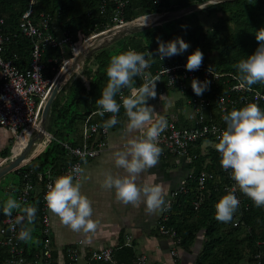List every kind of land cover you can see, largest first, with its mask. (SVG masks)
<instances>
[{"label": "built area", "instance_id": "built-area-1", "mask_svg": "<svg viewBox=\"0 0 264 264\" xmlns=\"http://www.w3.org/2000/svg\"><path fill=\"white\" fill-rule=\"evenodd\" d=\"M159 1L152 0L153 3ZM128 3V0L99 1L97 13L102 16L106 13L108 6H111V13L105 28L115 25L120 26L130 20L124 17ZM34 4L35 0H27L26 6L20 11L17 31L6 29L5 16L0 13V127L6 129L10 138L13 139L7 154L3 156L5 159L9 157L11 149L21 138L26 137L28 141L40 128L42 106L50 92L55 75L63 67V65H60L61 67L58 68L53 77L47 76L45 73L47 66L44 62L46 51L55 49L62 56L66 47L70 44L72 45L71 53L75 55L73 52L75 41H72V34L68 30H62L58 33L52 24L53 16L43 11L36 12ZM94 12L95 10L89 9L87 15L92 16ZM80 32L83 33L81 29L76 30L77 39L80 38ZM18 34H22L30 40L31 48L27 65L23 63L18 65L16 63V53L11 56H5L8 43ZM82 39L84 40V33ZM129 50L144 53L146 59L154 61L151 63L150 68L145 71L153 76L159 75L160 81H157V83L163 85V87L173 88L184 93L193 110L194 119L192 124L182 125L176 119L165 117L167 128L160 134L158 140V146L162 149L161 153L164 155L188 157L192 161L200 155V153L198 154L191 150L199 140L210 142L211 148L215 149V143L218 142L217 137L226 128V123L223 121L222 116L227 111L242 107L250 102L257 103L261 110L264 111V98L257 99V93H259L260 97H264V86L253 85L251 91L234 90V86L238 83L234 79L237 74L234 71L216 70L206 63H202V66L196 71H187L185 68L186 61L181 60L179 55L164 58L163 60L155 56L157 45L142 49L130 47ZM148 52L152 53L153 56H148ZM51 60L56 61L55 58H47V61ZM165 69L169 71L166 73ZM193 78L202 82H209L208 88L203 95L197 96L193 92L191 88V80ZM82 79L88 87L89 79L87 77ZM139 79L140 84L138 86L143 83V78L139 77ZM170 79L174 81L173 84ZM122 94L128 95L129 91L126 93L122 89ZM117 102L121 103L119 95H117ZM96 111L87 114L81 121L79 142L77 144L60 139L46 129L43 139L38 140L42 143V146L36 150V143L38 142L36 141L28 154L31 156L28 161L14 169L29 167L23 172L21 186L16 193L15 199L22 205H26L33 197L38 198L35 222L38 228V235L35 238L33 237V239L40 240V243L32 252H28L25 242L16 238L20 226L18 225L15 231L9 230L12 221L19 213L14 211L11 217L4 216L0 220V248H3L7 254L5 264H62L65 260L70 263L82 262V264H84V261L85 264H90L93 260L118 264L113 258V253L117 247L116 243L84 250L82 240H77L74 243L66 244L62 249L56 250L52 239L50 211L47 209L43 199L47 185L53 179L59 175L69 173L73 165L82 167L81 153L86 154V160L92 159L96 158L108 147V134L111 128L105 132L99 125L108 119L111 114L106 113L101 118L94 115ZM119 117L120 111L118 113ZM52 140H56L65 148L69 159L62 162V164L49 166L42 171L31 168L30 164L45 150L48 143ZM216 153L219 158V168L227 179V183L224 185L227 193L233 188L234 181L229 173L220 166V154L217 151ZM188 178H191L195 184L196 193L191 203L194 209H198L209 193V185L212 184L211 180L214 178V174L204 167L196 173L188 174L177 186L169 190L165 198L167 210L161 212L155 222L157 233L167 240L169 257L173 262L181 260V264L189 263L182 262V238L177 229L169 223V219L173 204L177 201L178 196L189 193ZM234 194L240 202L237 214V220H239L243 215V211L248 209L249 203L243 200L238 189ZM256 244L264 248V235L256 240ZM147 259V255L143 252L136 256V262L139 264L147 262ZM254 264H260V262L257 261Z\"/></svg>", "mask_w": 264, "mask_h": 264}, {"label": "trees", "instance_id": "trees-1", "mask_svg": "<svg viewBox=\"0 0 264 264\" xmlns=\"http://www.w3.org/2000/svg\"><path fill=\"white\" fill-rule=\"evenodd\" d=\"M99 1L100 0H35L34 9L36 12L43 11L50 13L53 16L52 24H57L61 31L68 30L71 34L74 33V35H76V30L81 29L85 34V32H93L98 28L103 29L107 23L109 14L111 13V6H108L106 13L102 16L97 13ZM128 1L129 3L126 7L124 17L125 19L131 20L141 14L162 13L155 11L171 9L172 7L187 6L191 3H202L206 0H175L174 3L171 2V0H160L157 3H153L152 0ZM26 4L27 0H0V13L5 16L7 30L17 31L20 11L26 6ZM89 9L95 10L92 16L87 15ZM137 9H140L143 13L133 16ZM217 9L228 12L225 20L233 21L236 25L235 31L230 37L233 45L237 44L236 49L233 50V55L242 54L246 57L248 54L254 52L255 48L258 46L255 39V32L264 28V0H216V2H207L205 6L207 13H212ZM194 14L195 10H192L186 14L163 22L160 25L154 26L149 30H145L144 33L146 34H144V38L146 42L143 43L136 38H131L129 41L125 42L121 48L115 51L114 54H111V52L106 49V45L101 47L93 57L97 62L95 70L86 74L89 78V87L86 88L84 82L79 77L77 78L78 80L76 81V86L74 88V97L66 106L61 107L54 99L55 97L53 98L54 100H52L50 105L47 119L48 124L46 121L47 131L60 139L70 141L72 144H77L79 142L80 123L87 114L97 110L95 100L99 98L100 93L107 83L108 77L106 75V69L113 55L126 52L130 47L142 49L157 45V37L162 41H169L179 36L190 45L186 52L179 55L181 60L186 61L190 48L193 47L194 43L199 39V37L196 36V30H200L201 26L198 25V28L189 30L187 27H182V25L185 26V21ZM170 25L175 26L176 29L168 32V27ZM218 29L220 28L216 27V30ZM201 35L204 36L203 33ZM87 36L85 37L84 35V40L90 37ZM82 37L83 35H81L79 39L80 42L83 41ZM228 40L229 39L223 40L224 45L221 48V53L224 57H228L229 55V49L227 47L229 46L227 45ZM30 48L29 38L22 34H18L8 43L5 56H11L13 53H16V63L18 65H21L22 63L27 65ZM49 57L55 58L56 61H47V58ZM44 62L47 66L45 72L46 75L53 77L59 68V52L55 49H48L44 55ZM203 63L208 64L216 70L236 72L233 64L230 63L221 66L219 63H214L207 58L203 59ZM134 80L135 86H138L140 84L139 77H135ZM254 86H264V83H258ZM124 90L126 93L129 91L126 88ZM79 105L84 106L83 111H78L75 108ZM239 108L240 107L236 109ZM122 109L123 107H121L120 112ZM54 119L55 122L59 120L63 126L61 125L62 128L53 132L49 129V124H51ZM118 120L120 121V117ZM200 141L202 140H199V142ZM199 142L197 144H199ZM8 150L9 148H5L1 156H5ZM195 152L199 154V150ZM200 157L201 156L199 155L191 162L199 160ZM68 159L65 148L56 140H52L48 143L45 150L30 164V167L34 170L42 171L49 166H57L60 163L62 164V162H65ZM211 160L212 161L209 165L205 164L197 170L199 171L204 167L214 174V178L211 180L212 184L209 185L210 191L198 209H194L191 203V200L195 196L196 188L192 179L188 178L189 193L187 195H179L171 210L169 223L173 225L180 234L183 251L191 253L196 239L201 240L202 237L201 244H198L199 247H197L198 252H196L193 262L190 264H241L242 261L246 262V264H254L257 261H259L260 264H264V248H261L256 244V240L262 238L264 235V208L255 207L252 201L241 192L243 200L249 203L248 209L243 211V215L239 220H237V209L232 220L229 222L232 223V229L221 230L223 222H219L215 219L214 206L218 199L226 194L224 185H226L227 179L219 168V158L213 148L211 149ZM28 168L29 167L19 168L13 171L18 175L17 182L12 186V189H15L16 192H18L21 186L23 172ZM26 205H32L37 208L38 198L33 197ZM4 216L3 206L0 205V220ZM35 222L36 216L33 225H31L33 228L32 237L34 238L38 235V228ZM26 223L27 222L25 221V224ZM242 229H244V235L241 239L239 231ZM154 233L158 234L156 228L154 229ZM39 243L40 240L35 239L27 243L25 242L28 252H32ZM115 243L117 247L113 253V258L116 263L139 264L136 262L137 253L135 243L131 242L130 244H125L121 233H119L118 240ZM237 243L244 244L245 249L239 251L236 248ZM257 253H259V255H257ZM6 256L7 254L4 249L0 248V264H5ZM90 264L113 263L93 260ZM143 264L158 263L148 260ZM174 264H181V260L175 261Z\"/></svg>", "mask_w": 264, "mask_h": 264}, {"label": "clouds", "instance_id": "clouds-1", "mask_svg": "<svg viewBox=\"0 0 264 264\" xmlns=\"http://www.w3.org/2000/svg\"><path fill=\"white\" fill-rule=\"evenodd\" d=\"M216 2V0H214ZM182 27H186L183 26ZM258 46L246 58L234 64L237 74L234 79L237 84L234 90L251 91L252 86L264 83V28L255 32ZM156 55L160 60L180 55L188 50L189 43L177 36L173 40H156ZM148 56H153L148 52ZM204 54L194 49L188 54L185 68L187 71L198 70L203 63ZM154 61L145 58V54L135 50H128L110 59L106 69L107 83L95 100L97 111L94 115L104 117L111 114L99 127L107 132L120 121L118 113L123 107L127 117L124 131L138 132L135 137L127 139L121 150L114 152V163L123 169L126 175L105 173L102 187L114 190L115 197L125 205H145L149 214L167 210L164 189L158 184L144 183L137 185L140 173L156 166L162 149L158 146L160 134L167 128V120L160 116L153 118L155 112L149 99H156L157 81L160 76H153L145 70ZM166 73L169 71L165 69ZM210 71V69H209ZM135 77H142L143 83L135 86ZM173 84L174 81L170 79ZM208 81L191 80V88L197 96L203 95L208 88ZM128 89L129 94L123 95L122 89ZM117 95L121 103L117 102ZM161 98V96H160ZM257 93V99H261ZM226 128L217 137L215 149L220 154V166L229 173L234 181L231 191L222 195L215 203V219L219 222H230L239 208V200L234 194L238 189L248 197L257 208H264V111L257 103H247L239 109L233 108L222 116ZM84 153L81 161L87 163ZM84 169L80 165H73L70 172L53 179L44 194L47 209L57 216L60 222L77 233L93 232L96 222L92 217L91 202L81 192L79 182ZM19 214L10 225L15 231L19 225L16 238L22 242L33 240L32 231L37 208L32 205H22L15 198L9 197L3 204V213L11 217L13 212ZM25 221L27 222L25 224Z\"/></svg>", "mask_w": 264, "mask_h": 264}, {"label": "crops", "instance_id": "crops-1", "mask_svg": "<svg viewBox=\"0 0 264 264\" xmlns=\"http://www.w3.org/2000/svg\"><path fill=\"white\" fill-rule=\"evenodd\" d=\"M54 26L58 33L61 32L57 24ZM84 77L87 76L84 75ZM85 87L88 88L89 86L85 85ZM156 91L158 93L157 98L148 100V103L155 110L154 119L163 116L176 119L182 125L193 123L194 114L184 93L173 88L163 87L159 83L156 85ZM126 123L127 117L124 114V109H122L120 123L111 128V131L109 130L108 147L96 158L87 159V163H82L84 172L79 178V182L81 187L84 185V195L91 202V218L97 225L95 230L87 234L74 232L64 226L59 218L50 212L55 249H62L66 244L74 243L77 240H82L84 250L95 249L117 242L118 235L121 233L125 244L135 243L137 254L143 252L149 260L158 264H174L167 253L166 238L154 233L155 222L161 212L149 214L143 203L138 206L125 205L116 199L114 190L102 187L105 173L126 175L123 169L115 166L114 152L121 150L127 139L139 134L135 131L126 133L124 131ZM9 138L10 135L6 129L0 127V162L11 157V151L7 159L1 156L3 150L9 147ZM40 145L41 142H38L36 150L41 147ZM211 149V144L207 141H200L199 144L193 146L191 150H199L201 156L199 160L194 162H191L188 157H176L161 153L156 166L140 173L136 183L138 186L144 183L158 184L164 189L166 198L169 190L177 186L188 174L196 173L201 166L210 164L212 161ZM198 244L199 242L195 248L198 247ZM191 255H186L183 251L182 262L190 264ZM62 264H82V262L70 263L65 260Z\"/></svg>", "mask_w": 264, "mask_h": 264}, {"label": "rangeland", "instance_id": "rangeland-1", "mask_svg": "<svg viewBox=\"0 0 264 264\" xmlns=\"http://www.w3.org/2000/svg\"><path fill=\"white\" fill-rule=\"evenodd\" d=\"M171 2L174 3L175 0H171ZM206 4H207V2H205V3L197 6L196 8H194L193 10H195V14L185 21V26L189 30H194V29L198 28V25L201 26L200 30H198V29L196 30V36H198L199 39H198V41H196L194 43L193 47L190 48L189 53H191L194 49L198 48L199 50H201L203 52L204 58H207L208 60H210L214 63H217V64L219 63V65H221V66H225V64H229V63L233 64V66H234V64L237 63L240 59L246 58L242 54L233 55V53H234L233 50L236 49L237 44L233 45V43L230 40V37H231L232 33L235 31L236 25L233 21L225 20V17L228 14V12L217 9L216 11H214L212 13H207V11L205 10ZM175 8H177V7H172L171 9H161V10L162 11L172 10ZM164 12H167V11H164ZM141 13H143V11H141L140 9H137L136 13H134L133 16H136V15L141 14ZM144 15H146V14H144ZM149 15H151V13ZM139 16H142V14ZM134 19L135 18H133V20ZM157 25H160V24H157ZM157 25H148L141 30H137V31H133V32L123 34L116 39H112L105 47L107 50H109L111 52V54H114L115 51H117L119 48H121L123 46V44L125 42L129 41L131 38H136V39H138L144 43V42H146V40L144 38V34H146V33H144L145 30H149V29H151ZM216 27H219L220 29L216 30ZM175 29H176L175 26L170 25L168 27V32L175 30ZM100 30H102V29L98 28V29L94 30L93 32L100 31ZM200 32H202L204 34V36L201 35L202 33H200ZM81 35H83V34L80 33V37H81ZM84 35L86 37L87 35L90 36V35H94V34H92V32H85ZM79 39H77V36L74 35V33L72 34V41H76ZM225 39H229L227 42V45L230 46V47L227 46L229 49L228 50V53H229L228 57H224L223 54L221 53V48L224 45L223 40H225ZM100 49L101 48H98V49L94 50L91 54H89L88 56L84 57L79 62V64L76 65L75 68L67 75V78L60 84V87H59V89L56 93V96L54 98L57 101L58 105H60L61 107H64L74 97V88L76 86V81L78 80L77 78L80 77L81 80L83 81L82 78L84 77V75L86 76L87 73H90V72L95 70L96 60L93 57ZM71 52H72V45L69 44L66 47V50L63 53V55L60 56V63L58 66L59 68L61 67L60 65H63V67H65L66 64L63 63V60L70 58V56L73 57ZM55 74H56V72H55ZM75 108L78 111L84 110L83 105H79L78 107L76 106ZM191 110H192V108H191ZM192 112H193V110H192ZM47 124H48V120H47ZM61 125H62V123L59 120L55 122V119H54L51 122V124H49V126H50L49 129H51V131L54 132V131H57L59 128H62L63 125L62 126ZM46 129H47V125H46ZM111 130L112 129H110V131ZM12 142H13V139L9 138V147L11 146ZM17 179H18V175L14 172H12V173L10 172L0 179V205L3 206L4 202L9 197H12V198L16 197L17 192L15 191V189H12V186L15 185V183L17 182ZM81 192H82V194H84V185L81 187ZM229 229L230 230L232 229V223H229V222L224 223L223 222L221 230H229ZM239 234L241 235L240 238L242 239L243 235H244V229L240 230ZM201 240H202V238H201ZM201 240L196 239L194 246L192 247L193 250L191 253L184 251V253H186V255L192 254L191 255L192 260H190L191 263L193 262L194 255L196 254V252H198V248H195L196 244H197V242H199V245H200ZM199 245H198V247H199ZM236 248L239 251H243L245 249V245L242 243H237ZM148 260L149 259H147V261ZM241 264H246V262L242 261Z\"/></svg>", "mask_w": 264, "mask_h": 264}, {"label": "water", "instance_id": "water-1", "mask_svg": "<svg viewBox=\"0 0 264 264\" xmlns=\"http://www.w3.org/2000/svg\"><path fill=\"white\" fill-rule=\"evenodd\" d=\"M210 1H213V0H206L202 3H191L187 6L177 7L175 9H172L171 12L163 14L160 17H156L155 19L150 20L148 22H139V23L134 24V25L118 26L115 28V30L108 32L106 35H102L100 42L90 44L87 48L78 52V54L73 55L72 62L67 64L61 70H59L54 77V81H53L52 87L50 89V92L47 96V99H46L44 105L42 106V109H41V118H40L39 130L33 136H31L29 138V140L26 142L25 146L23 147V150L20 152V154H18V156H15L9 160H5L4 162H0V179L2 177H4L6 174L13 172V170L20 164V162L29 154L31 148L36 143V141L43 139L44 132L46 131V121L48 119L50 105H51L52 100L55 97V95H56V93L60 87V84L67 78V75L75 68L76 65L79 64V62L84 57L91 54L94 50L107 45L112 39H116L123 34L133 32V31H137V30H141L148 25L162 24L163 22L171 20V19L178 17L180 15L186 14V13L192 11L197 6H199L205 2H210ZM105 29H107V28H105ZM105 29H102V30H105Z\"/></svg>", "mask_w": 264, "mask_h": 264}, {"label": "bare ground", "instance_id": "bare-ground-1", "mask_svg": "<svg viewBox=\"0 0 264 264\" xmlns=\"http://www.w3.org/2000/svg\"><path fill=\"white\" fill-rule=\"evenodd\" d=\"M172 10H168L167 12H163V13H152L151 15H145V16H142V17H137L135 18L134 20H128L127 22H125L124 24L122 25H134V24H137L139 22H148L150 20H153L155 19L156 17H160L162 16L163 14H166L168 12H171ZM121 26V25H120ZM118 27V26H110L109 28L105 29V30H102V31H99V32H92V34L94 35H90V37H88L87 39H85L84 41L82 42H78V41H75V45H73V52L74 54H78V52H80L81 50H84L85 48H87L90 44H94V43H97V42H100L101 40V37L102 35H106L108 32L110 31H113L115 30V28ZM73 60V57L71 56L70 58L66 59L64 61V63L67 65L69 63H71ZM65 65V66H66ZM27 142V139L26 137H23L21 138L17 144L11 149V157L9 158H13L15 156H18V154H20V152L23 150V146L26 144ZM39 142V141H38ZM37 142V143H38ZM36 143V145H37ZM40 143V142H39ZM42 144V143H41ZM42 146V145H41ZM31 156L30 155H27L21 162L19 165H22L24 164L26 161H28V159L30 158Z\"/></svg>", "mask_w": 264, "mask_h": 264}]
</instances>
